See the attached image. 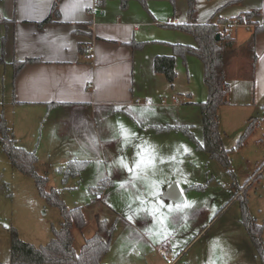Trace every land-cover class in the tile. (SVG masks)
<instances>
[{"label":"crops","instance_id":"crops-1","mask_svg":"<svg viewBox=\"0 0 264 264\" xmlns=\"http://www.w3.org/2000/svg\"><path fill=\"white\" fill-rule=\"evenodd\" d=\"M154 1L156 7H148L146 0L0 1V80L9 78L4 90H9L12 95L10 108L3 113V117L12 128L17 145L28 152H35L37 157L44 150L49 157H59L57 149L61 145H70L72 149L71 153L67 151L60 154L59 158L64 160L70 159L72 154L83 159L97 154L104 168V177L98 179L97 184L90 188L91 194L116 188L110 178L109 169H105V163L110 162V168L116 169L118 177L128 181L119 189L120 192L123 195L130 192L137 196L134 201L133 198L128 199L129 194L124 195V202L120 201L122 206L113 197L105 200L103 195L102 201L91 197L93 204L99 209L111 211L115 220L110 221L106 216L99 215L89 218L84 214L85 227L73 230V246L77 252H80L85 243L96 234L97 219H101L114 227L111 245L103 258V264H167L163 257L166 252L174 258L179 256L176 264H217L219 257L225 259L226 254L228 257L230 254L211 246L208 247L210 252L206 255V262L200 260L197 254L187 257L185 261L188 249L200 234L191 241V236L184 231V226L186 221L200 223L204 213L190 217L182 213L183 207L171 208L167 204L170 212L160 213V207L164 203L159 204L150 199V195H154L157 198L162 197L165 201L182 203V192L176 184L171 186V182H164L162 177L156 178V182L162 185L156 186V189H159L156 193L151 190L142 192L132 184V172L140 169L141 175L155 178L153 169L156 168V162H163L164 165V160L160 155H156L154 137L152 136V140H144L143 144L141 140L138 142L130 136L126 140L118 137L119 144L128 145L124 157L115 153L118 143L114 144L110 139L113 127L112 121L109 120L117 119L115 117L127 118L134 124L145 121L141 123L144 130L157 131V128L171 127H158L157 124L163 121V117L157 114L152 116L155 115L158 119L143 117L145 111L139 105L140 100L160 107L164 106V99L171 105L177 106L182 102L184 105L186 103L188 106L199 107V104L205 103L209 98L204 63L192 54L175 57L176 78L173 83L168 81L165 74L156 72L157 57L174 56L175 46L195 48L197 42L192 34L176 28L177 25L188 22L186 0H177L176 3H170L171 0ZM195 1L198 24L214 22L222 32L226 31L232 35L237 47H242L247 42L256 27L264 25V0ZM163 4L168 6L165 14L161 13ZM171 4L174 6L173 10ZM94 9H102L103 13L93 12ZM254 11L260 12V15L253 19V24H242L238 21L239 17ZM166 18L168 22L165 24ZM170 19L178 20L179 24H169ZM228 23H238L240 26L231 29L221 27ZM234 30L238 34L237 38L232 34ZM238 30H245L248 34L239 35ZM255 50V68L251 71L247 69L251 75L250 88L249 85H242L248 84L243 78L236 80L240 83L230 91L229 105L219 110L220 128L224 110L235 124L241 127L240 132L246 130L249 120L255 118V115H262L264 121V32L257 36ZM27 60L33 62L25 65L17 74V63ZM194 66L197 67V73L193 69ZM201 66L203 79L200 77ZM243 67L239 72L245 73ZM149 82H154V85H149ZM161 113L167 114L166 111ZM123 123V127L135 128L124 119ZM40 126L43 128V134L41 145L37 148L36 144L27 140L36 139L37 128ZM134 132L136 135L135 129ZM111 145L113 148H110ZM136 146L141 147L136 150ZM80 151L84 153L83 156ZM72 161L89 163L78 178L91 164L88 160L75 158L61 166L58 173L61 174L60 170ZM37 168L38 166V173ZM41 176L48 178V174ZM62 184L67 183L62 181ZM171 189L175 190L171 197L176 196L177 201L167 198L166 194ZM146 195L150 198L147 199ZM124 205L128 209H138L139 213L130 210L125 216L121 213ZM163 216L171 219L172 223H164ZM120 219L129 229L123 227L126 228V236L117 240L115 233ZM58 223L56 228L60 227L62 217ZM243 228L245 229L244 226ZM12 229L16 228L0 220V264H11ZM178 229L181 230L183 242L189 238L185 247L181 245L178 248L179 241H175ZM75 230L85 232V237L78 247ZM245 231L247 232L246 229ZM249 238L252 241L250 236ZM21 240L24 241L22 238ZM140 247L142 249H139ZM205 253L206 251L202 250V256H205ZM249 264L263 263L259 257V261L253 260Z\"/></svg>","mask_w":264,"mask_h":264},{"label":"rangeland","instance_id":"rangeland-1","mask_svg":"<svg viewBox=\"0 0 264 264\" xmlns=\"http://www.w3.org/2000/svg\"><path fill=\"white\" fill-rule=\"evenodd\" d=\"M169 1V0H168ZM169 4V2L164 1ZM147 6H155L154 0H146ZM170 3H173L172 1ZM138 5H143L137 2ZM172 5V4H171ZM144 7V5H143ZM156 7V6H155ZM173 7V8H172ZM171 10L174 9L172 5ZM168 11V6L163 4L161 13L165 14ZM166 18L164 23L168 21ZM239 35L246 36L248 34L245 30H238ZM233 36L237 38L236 30L233 31ZM239 41V40H238ZM240 47L236 46L235 56L232 59L229 69V84L230 91L240 82L243 78L249 85L251 75V65L249 60L243 58ZM196 61L200 63L198 59ZM244 67H243V66ZM243 67V71L239 69ZM193 69L197 73V67ZM248 69V71H247ZM240 73V74H238ZM243 73V75H242ZM201 79H203V72L201 66ZM9 78L5 77L0 80V120L3 118V113H6L10 108L12 95L10 91H5ZM149 85H154V82H149ZM203 87V83L200 82ZM230 101V97H229ZM164 99V106L160 107L152 103H146L145 100H140L139 105L145 114L143 117L151 116L157 118L153 114L163 117V121H159L158 127L171 126L181 127L180 131H166L157 132L156 130L142 129L141 123L145 121H138L134 124L127 118H119L109 120L112 121L113 130H111V141L118 143L117 138L122 137L124 140L127 137L135 138L136 141L143 144L144 140H152L154 137L156 155L164 160L161 164L156 162L155 178H146V175H141V170L134 171L132 177L133 185L140 189L142 192L152 191L156 193L159 189L156 186H162L156 182V178H163L164 182H171V186L176 184L182 192L184 201L182 203H174L165 201L162 197L150 198L152 201H157L159 204L164 203L160 207V213L170 212L167 208L169 205L176 207H183L182 213L194 217L199 213H204L202 221L198 224L186 221L184 231L191 236V241L194 237L198 236L195 242L187 251V257L197 254L198 258L203 262L207 261L208 247H217L218 251H225L227 254L225 259L219 257L217 264H249L253 260L259 261L254 244L250 240L247 232L241 224V203L245 200L244 196L249 202V212L253 220L259 224L264 223V121L263 116L255 115L260 120L259 127L253 134L246 140L242 146H238V141L245 131L240 132L241 127L235 124L232 117L224 110L222 115L221 132L223 134L224 146L228 151L231 159V169H225L219 162L211 160L209 156L199 148V144L203 142V125L198 106H188L180 102L179 105L170 104ZM161 111H166L167 114L162 115ZM140 114V113H139ZM139 116V115H138ZM123 119L132 127L135 126L137 134L135 135L134 129H128L123 123ZM221 122V121H220ZM187 128L194 134V139L186 134L183 129ZM139 129V130H138ZM142 129V130H141ZM45 133V130H44ZM43 128H37L36 139L27 140L33 142L39 148L40 141H42ZM114 143V144H115ZM113 144V145H114ZM113 145L110 148H113ZM126 144H119L115 147V153L119 157H124L127 152ZM142 146V145H141ZM141 146H136L135 149L139 150ZM71 146H59L57 152L59 154L72 152ZM36 148V147H34ZM104 153L106 154V148ZM80 155L84 153L80 151ZM47 155L44 150L38 155L39 162L38 173L41 175L48 174L49 183L48 191L54 189L61 193V198L65 204L70 208L82 207L84 214L89 218L95 215L100 217L106 216L110 221L115 220V215L109 210L99 209L93 204L91 197H95V193L91 194V187H94L98 179H103L104 168H102L101 160L98 155L93 157H75L72 154L70 159H60L59 157ZM79 158L80 160H88L91 162L89 168L82 174L80 178H70L66 185L62 184L63 175L58 173V169L65 165L67 161ZM91 158V159H89ZM58 162H57V161ZM161 162V161H160ZM101 164V165H100ZM163 165V166H162ZM109 169L110 178L115 183L116 188L113 190L103 192L105 200L113 197L122 206L124 202L123 196L129 194V198L137 200V196L132 193L122 194L119 190L126 182L125 178H119L116 169L110 168V162L105 163V169ZM37 172V171H36ZM43 174H42V173ZM61 175V176H60ZM97 190V189H95ZM139 203L144 206L140 201ZM167 204V205H166ZM125 208V210H124ZM141 206L139 205V209ZM130 210L139 213L136 208L128 209L124 205L123 213L127 216ZM118 212V211H117ZM0 220L2 223L11 225L16 228L20 237L26 243L34 244L36 246L46 245L53 238L52 228L58 226L61 220L60 211L57 208L51 207L47 204L46 200L40 195L36 186L35 180L30 176H25L19 173L10 163L6 154L0 148ZM130 220V219H129ZM164 223H172L171 219L163 216ZM126 227L122 219L117 222L116 239L124 238L126 236ZM19 228V230L17 229ZM178 228V227H177ZM76 229V228H75ZM129 229V228H127ZM204 230V231H202ZM76 231L77 247L81 244L85 237V232L81 233ZM178 236L175 241L178 242V248L188 243L187 238L183 242L181 238V230L177 231ZM264 238V235H263ZM185 247V246H184ZM183 247V248H184ZM139 249H142L141 247ZM202 250H205V256H202ZM212 259V258H211ZM212 261V260H211ZM205 264V263H201Z\"/></svg>","mask_w":264,"mask_h":264},{"label":"trees","instance_id":"trees-1","mask_svg":"<svg viewBox=\"0 0 264 264\" xmlns=\"http://www.w3.org/2000/svg\"><path fill=\"white\" fill-rule=\"evenodd\" d=\"M2 1V0H0ZM176 3L177 0H171ZM188 3V22L179 24L177 29L192 34L197 42L195 48L177 45L174 47V56H160L155 60V70L166 75L168 81L173 83L176 78L175 57L178 55L192 54L204 63L205 82L209 90V98L205 103L199 104L203 124V144L199 148L205 152L211 160L219 162L225 169H231V159L224 146L223 135L220 131L219 110L229 105V69L235 56L236 44L232 35L226 31L222 32L220 27L212 21L206 24H198L197 7L195 0H186ZM260 12L254 11L239 17L238 21L253 24V19ZM264 32V25L256 27L247 42L240 47L242 55L250 61L251 69L255 68L256 38ZM217 36L220 39L217 40ZM33 60L17 63L16 73L32 63ZM258 118H251L244 134L238 141L242 146L246 140L260 126ZM172 127L157 128L158 132L170 130H181ZM183 131L194 139V134L187 128ZM0 148L8 157L12 166L21 174L32 177L40 195L51 207L57 208L62 217L59 228L53 227V238L46 245L36 246L22 241L16 231L12 229V260L11 264H103V258L109 251L114 227L106 220L97 219V232L82 247L80 252L74 249L73 230L83 229L86 218L81 207L70 208L57 190L48 191V178L38 175L36 166L38 157L35 152H28L19 147L13 136V130L3 118L0 120ZM86 161H72L60 170L63 175V183L66 184L70 178H76L88 167ZM241 203V223L251 237L258 255L264 264V223L258 224L252 219L249 212V202L246 196Z\"/></svg>","mask_w":264,"mask_h":264},{"label":"built area","instance_id":"built-area-1","mask_svg":"<svg viewBox=\"0 0 264 264\" xmlns=\"http://www.w3.org/2000/svg\"><path fill=\"white\" fill-rule=\"evenodd\" d=\"M96 11L103 13L102 9H99V10L94 9L93 10V12H96ZM169 24H179V21L175 20V19H170ZM239 26L240 25L238 23H228L226 25H221V27H225L228 29H231L232 27H239ZM95 200L96 201H102L103 200V193H95ZM163 257H164L167 264H176L177 261L179 260V256H178V258L171 257V255L168 252L164 253Z\"/></svg>","mask_w":264,"mask_h":264},{"label":"water","instance_id":"water-1","mask_svg":"<svg viewBox=\"0 0 264 264\" xmlns=\"http://www.w3.org/2000/svg\"><path fill=\"white\" fill-rule=\"evenodd\" d=\"M219 39H220V36H217V40H219ZM174 189H175V186H174ZM174 191H175V190L171 189V190L166 194V196H167L168 199H171V200H173V201H177L176 196H174L173 198L171 197V196L174 194ZM176 194H177V191H176Z\"/></svg>","mask_w":264,"mask_h":264}]
</instances>
